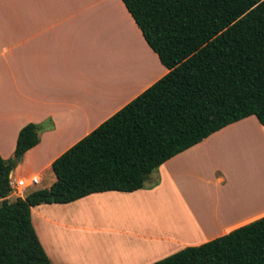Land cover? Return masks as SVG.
<instances>
[{
	"label": "crops",
	"instance_id": "obj_1",
	"mask_svg": "<svg viewBox=\"0 0 264 264\" xmlns=\"http://www.w3.org/2000/svg\"><path fill=\"white\" fill-rule=\"evenodd\" d=\"M166 73L121 0H0L1 158L14 157L25 125L41 127L39 143L10 175L40 176L29 193L49 188L54 182L42 185L43 179L59 156ZM82 203L116 208L111 218L118 245L94 241L69 248L62 237L53 245L45 241L44 226L61 224L49 211ZM262 217L264 125L255 116L167 160L140 190L95 193L31 209L51 264H76L72 251L82 250L93 252L90 259L81 253L82 264H153ZM65 254L67 262L61 258Z\"/></svg>",
	"mask_w": 264,
	"mask_h": 264
},
{
	"label": "trees",
	"instance_id": "obj_2",
	"mask_svg": "<svg viewBox=\"0 0 264 264\" xmlns=\"http://www.w3.org/2000/svg\"><path fill=\"white\" fill-rule=\"evenodd\" d=\"M121 1L167 73L59 156L49 188L9 201V175L41 127L19 131L14 157L0 156V264H51L32 208L135 192L223 127L249 116L264 125V0ZM153 264H264V217Z\"/></svg>",
	"mask_w": 264,
	"mask_h": 264
},
{
	"label": "rangeland",
	"instance_id": "obj_3",
	"mask_svg": "<svg viewBox=\"0 0 264 264\" xmlns=\"http://www.w3.org/2000/svg\"><path fill=\"white\" fill-rule=\"evenodd\" d=\"M54 181L55 177L51 171L49 175L45 176V178L43 179L42 185H47ZM29 191L27 193H29ZM15 199L16 198L14 196L8 195L9 201H14ZM53 208L54 209L49 211L48 215L49 217H51L50 219H53L55 222H59L61 224H47L44 226V237H46V239H44L48 242L49 245L55 244V240L59 237H62L63 242L65 240V243H67V246L69 248L73 247V244L85 242L93 243L94 241H99V243L100 241H104L105 245H103L107 248L118 245L117 241H115L114 238V234H116L115 230L117 229L116 224H114V220L116 219L115 217H113V220L111 218L112 215L116 216V214L118 213L116 208H112L108 204L101 205L98 203L77 204L66 210H62L58 206ZM67 225H69L70 228H67ZM188 232L190 233V231ZM82 252L83 250L80 252L72 251L71 259L74 261L78 260L76 261V264H82L81 260L77 259H83L82 257H80L83 256V254H81ZM88 252H83L85 253L84 257L90 255L88 259H90V257L93 258V252L90 251L91 254H88ZM62 255H64V253ZM61 258L65 262L69 260L66 254L64 258L62 256ZM84 262L85 263L83 264H100L94 263L92 262V260H85Z\"/></svg>",
	"mask_w": 264,
	"mask_h": 264
},
{
	"label": "built area",
	"instance_id": "obj_4",
	"mask_svg": "<svg viewBox=\"0 0 264 264\" xmlns=\"http://www.w3.org/2000/svg\"><path fill=\"white\" fill-rule=\"evenodd\" d=\"M41 182V178L38 175H33L30 177H16L13 175H9V187L10 193L9 195L14 196L16 199H23L27 195V191L39 185Z\"/></svg>",
	"mask_w": 264,
	"mask_h": 264
},
{
	"label": "bare ground",
	"instance_id": "obj_5",
	"mask_svg": "<svg viewBox=\"0 0 264 264\" xmlns=\"http://www.w3.org/2000/svg\"><path fill=\"white\" fill-rule=\"evenodd\" d=\"M118 249L120 250V247L118 246Z\"/></svg>",
	"mask_w": 264,
	"mask_h": 264
}]
</instances>
